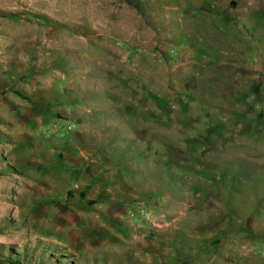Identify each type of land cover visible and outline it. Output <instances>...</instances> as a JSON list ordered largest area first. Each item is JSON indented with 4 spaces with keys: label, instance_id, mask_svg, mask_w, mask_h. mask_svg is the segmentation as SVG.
Wrapping results in <instances>:
<instances>
[{
    "label": "rangeland",
    "instance_id": "374dc122",
    "mask_svg": "<svg viewBox=\"0 0 264 264\" xmlns=\"http://www.w3.org/2000/svg\"><path fill=\"white\" fill-rule=\"evenodd\" d=\"M264 264V0H0V259Z\"/></svg>",
    "mask_w": 264,
    "mask_h": 264
},
{
    "label": "trees",
    "instance_id": "16d2710c",
    "mask_svg": "<svg viewBox=\"0 0 264 264\" xmlns=\"http://www.w3.org/2000/svg\"><path fill=\"white\" fill-rule=\"evenodd\" d=\"M29 260L30 262L32 261L31 256H29L28 254L16 253L4 259H0V264H28L27 261ZM65 264H72V263H65Z\"/></svg>",
    "mask_w": 264,
    "mask_h": 264
}]
</instances>
